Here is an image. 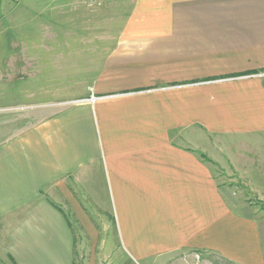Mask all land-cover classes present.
I'll use <instances>...</instances> for the list:
<instances>
[{"label": "crops", "instance_id": "crops-1", "mask_svg": "<svg viewBox=\"0 0 264 264\" xmlns=\"http://www.w3.org/2000/svg\"><path fill=\"white\" fill-rule=\"evenodd\" d=\"M214 141L264 173V0H136L90 92L0 143V264H76L105 234L150 264H264Z\"/></svg>", "mask_w": 264, "mask_h": 264}, {"label": "rangeland", "instance_id": "rangeland-1", "mask_svg": "<svg viewBox=\"0 0 264 264\" xmlns=\"http://www.w3.org/2000/svg\"><path fill=\"white\" fill-rule=\"evenodd\" d=\"M135 1L0 0V143L90 92ZM213 143L217 160L212 166L221 190L250 213L264 211V173L252 168L244 179L228 172V149ZM251 143L256 145V139ZM105 236L104 245L82 244L76 264H92L82 256L89 258L98 247L104 249L103 264H150L129 257L118 238Z\"/></svg>", "mask_w": 264, "mask_h": 264}, {"label": "built area", "instance_id": "built-area-1", "mask_svg": "<svg viewBox=\"0 0 264 264\" xmlns=\"http://www.w3.org/2000/svg\"><path fill=\"white\" fill-rule=\"evenodd\" d=\"M93 99H95V98H93Z\"/></svg>", "mask_w": 264, "mask_h": 264}]
</instances>
